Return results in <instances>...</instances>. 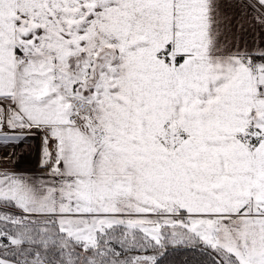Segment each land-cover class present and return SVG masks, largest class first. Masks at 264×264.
Segmentation results:
<instances>
[{"label": "snow or ice", "instance_id": "1", "mask_svg": "<svg viewBox=\"0 0 264 264\" xmlns=\"http://www.w3.org/2000/svg\"><path fill=\"white\" fill-rule=\"evenodd\" d=\"M0 264H264V0H0Z\"/></svg>", "mask_w": 264, "mask_h": 264}, {"label": "crops", "instance_id": "2", "mask_svg": "<svg viewBox=\"0 0 264 264\" xmlns=\"http://www.w3.org/2000/svg\"><path fill=\"white\" fill-rule=\"evenodd\" d=\"M21 156H25L26 160L21 162L19 167L21 170L27 171V172H36L37 171V160L35 155H28L24 152L23 149L20 151Z\"/></svg>", "mask_w": 264, "mask_h": 264}, {"label": "rangeland", "instance_id": "3", "mask_svg": "<svg viewBox=\"0 0 264 264\" xmlns=\"http://www.w3.org/2000/svg\"><path fill=\"white\" fill-rule=\"evenodd\" d=\"M18 151H20V150H18Z\"/></svg>", "mask_w": 264, "mask_h": 264}]
</instances>
